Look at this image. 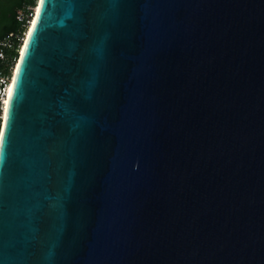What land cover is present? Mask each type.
I'll list each match as a JSON object with an SVG mask.
<instances>
[{"label": "water", "instance_id": "obj_1", "mask_svg": "<svg viewBox=\"0 0 264 264\" xmlns=\"http://www.w3.org/2000/svg\"><path fill=\"white\" fill-rule=\"evenodd\" d=\"M38 3L0 264H264V0Z\"/></svg>", "mask_w": 264, "mask_h": 264}, {"label": "trees", "instance_id": "obj_2", "mask_svg": "<svg viewBox=\"0 0 264 264\" xmlns=\"http://www.w3.org/2000/svg\"><path fill=\"white\" fill-rule=\"evenodd\" d=\"M36 2L37 0H0V51L4 50L9 60L20 57L19 48L23 44L29 21L32 20L30 14L33 10L30 7L37 5ZM7 40L11 41L12 47L1 44ZM2 67L0 62V68Z\"/></svg>", "mask_w": 264, "mask_h": 264}, {"label": "built area", "instance_id": "obj_3", "mask_svg": "<svg viewBox=\"0 0 264 264\" xmlns=\"http://www.w3.org/2000/svg\"><path fill=\"white\" fill-rule=\"evenodd\" d=\"M35 8H36V5L30 7V9L33 10V13L30 14L32 17V20L29 21L28 29L24 33L23 43L26 39L31 22L33 21V18L35 16V12H36ZM1 44L4 46L12 47V43L9 40L1 42ZM22 47H23V44L20 45L19 54L22 50ZM18 60L19 58H14L13 60H9L7 58L6 52L4 50L0 51V62L3 64V67L0 68V108L1 110L3 109L4 101H5V97L7 96L8 89L12 83V80L14 79V74H15L16 66L18 64Z\"/></svg>", "mask_w": 264, "mask_h": 264}, {"label": "bare ground", "instance_id": "obj_4", "mask_svg": "<svg viewBox=\"0 0 264 264\" xmlns=\"http://www.w3.org/2000/svg\"><path fill=\"white\" fill-rule=\"evenodd\" d=\"M40 0H38V2H39ZM37 2V5H36V13L38 12V10H39V4L40 3H38ZM24 44V43H23ZM16 70H17V66H16ZM15 70V72H17ZM15 76H16V73L14 74V79L12 80V83H11V85H10V87H9V89H8V92H7V96L5 97V101H4V107H3V112H2V119L4 118V116L7 114L6 112H5V109L7 108V111H8V106H9V103H10V99H11V96H12V92H13V89H14V82H15ZM9 90H11V94H10V91ZM5 102H7V104L5 103Z\"/></svg>", "mask_w": 264, "mask_h": 264}, {"label": "snow or ice", "instance_id": "obj_5", "mask_svg": "<svg viewBox=\"0 0 264 264\" xmlns=\"http://www.w3.org/2000/svg\"><path fill=\"white\" fill-rule=\"evenodd\" d=\"M29 35H31V33H29ZM27 41H25V45L27 46ZM18 68H19V65L17 66ZM10 91V94H11V90H9ZM6 104H7V102H5ZM5 112L7 113V108L5 109ZM6 118H7V116H6ZM3 135H4V132H3V129H0V138H2L3 137Z\"/></svg>", "mask_w": 264, "mask_h": 264}, {"label": "rangeland", "instance_id": "obj_6", "mask_svg": "<svg viewBox=\"0 0 264 264\" xmlns=\"http://www.w3.org/2000/svg\"><path fill=\"white\" fill-rule=\"evenodd\" d=\"M3 107H4V106H3ZM2 112H3V109H2L1 112H0V115H1V116L3 115ZM1 123H2V119H1V122H0V129H1Z\"/></svg>", "mask_w": 264, "mask_h": 264}]
</instances>
